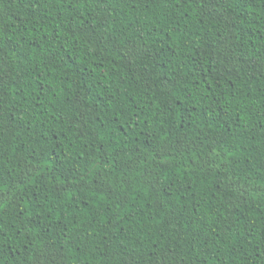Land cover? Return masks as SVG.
<instances>
[{"label":"trees","instance_id":"16d2710c","mask_svg":"<svg viewBox=\"0 0 264 264\" xmlns=\"http://www.w3.org/2000/svg\"><path fill=\"white\" fill-rule=\"evenodd\" d=\"M0 264H264V0H0Z\"/></svg>","mask_w":264,"mask_h":264}]
</instances>
